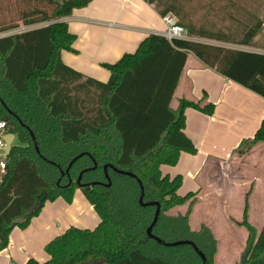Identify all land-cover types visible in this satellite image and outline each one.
Returning <instances> with one entry per match:
<instances>
[{"label": "trees", "instance_id": "16d2710c", "mask_svg": "<svg viewBox=\"0 0 264 264\" xmlns=\"http://www.w3.org/2000/svg\"><path fill=\"white\" fill-rule=\"evenodd\" d=\"M20 1L25 4L18 9L23 25L46 23L0 36V120L17 139L0 157L5 163V172L0 171V250L10 231L27 227L45 201L63 197L69 202L80 189L99 216L98 224L93 229L69 226L44 246L49 259L30 258L25 264H201L191 245L164 246L148 237L156 205L142 206L137 179L115 172L111 164L136 175L143 201L159 202L154 236L167 242L191 240L206 264H216L217 239L210 227H190L195 193L179 194L181 175L170 177L161 170V165H174L181 151L197 150L184 131L185 109L211 115L215 105L206 92L199 99L183 96L176 107L172 100L190 53L264 97V53L151 33L135 52L103 63L110 76L102 82L65 65L60 55L72 50L75 39L63 18L89 0ZM147 1L161 16L173 14L190 37L264 49V10L249 11L241 0H220L217 9L207 3L201 8L194 0ZM213 17L221 22L230 18L233 25H219ZM16 27L0 24V32ZM262 141L264 119L234 152L245 154ZM86 168L91 169L82 173L79 185L77 177ZM108 181L109 186L88 185ZM183 205L184 212L171 213ZM248 208L246 196L237 222L248 229L246 247L235 264H264V222L256 233L247 221Z\"/></svg>", "mask_w": 264, "mask_h": 264}, {"label": "crops", "instance_id": "0c3cea01", "mask_svg": "<svg viewBox=\"0 0 264 264\" xmlns=\"http://www.w3.org/2000/svg\"><path fill=\"white\" fill-rule=\"evenodd\" d=\"M205 1L214 4L220 0ZM220 5H213L210 9H217ZM213 19L219 21L218 18ZM63 20L75 39L72 50L61 51L62 62L102 82H106L110 76V70L103 63H114L125 53L135 52L145 37L151 33L162 34L166 26L161 15L147 0H89L86 6L74 8ZM217 23L222 26L233 25L230 18ZM262 26L264 29V20ZM191 38L229 44L196 36ZM241 47L264 53L262 48ZM204 92L207 100L215 105L211 115L190 107L185 109L184 131L195 144L196 152L181 151L174 165H161L162 172L170 177L180 174L182 182L177 192L181 195L194 192L195 197L202 201L204 181L210 180L208 175L211 167H216L219 180L225 184L229 181V185H233L232 167L238 166V173L243 179L239 184L240 189L251 181L250 188L244 193L245 198L261 194L264 189V141L242 155L234 150L242 139L253 136L264 119V97L204 66L190 53L172 106L176 107L178 99L183 96L199 99ZM5 134L7 132L4 130ZM16 141L14 137L13 143ZM253 179L257 181L253 182ZM99 220L80 189L75 190L69 202L63 197L47 200L27 227L22 229L16 226L10 231L7 245L0 250V264H25L30 258L44 262L49 259L44 246L55 236L71 225L93 229Z\"/></svg>", "mask_w": 264, "mask_h": 264}, {"label": "rangeland", "instance_id": "374dc122", "mask_svg": "<svg viewBox=\"0 0 264 264\" xmlns=\"http://www.w3.org/2000/svg\"><path fill=\"white\" fill-rule=\"evenodd\" d=\"M241 2L249 11H255L256 13L261 14L264 10V0H241ZM206 3L205 0H194V4L199 7L202 5L205 6ZM221 3L222 2L220 1H216L214 4L207 3V8H211L213 5L218 7ZM237 3L239 2L237 1ZM23 7H25V4L20 0H0V24H18V27L14 29L0 32V36L24 31L46 23L43 22L30 26L23 25L18 18V9ZM186 10L190 17L192 13L191 8H187ZM223 45L238 49L243 48L239 45ZM237 168L238 166L232 167L231 172L234 176L231 184L233 185H229V181L225 184L223 181L219 180L216 167H211L208 175L210 180L208 178L209 181L205 179V186L203 187L201 194L204 199L199 201V198L195 197L197 204L195 202L191 209L192 213L189 220L191 229L196 230L200 223H204L210 227L215 238L218 240L217 251L215 254L216 264L238 263L241 254L246 247L245 242L248 229L237 222L242 219V211L245 203L244 193L250 188L251 181H248L245 188L240 189L239 184L240 182H243V179L238 173ZM256 181L257 180L253 179V182ZM228 191H231V193H228ZM247 201L249 206L247 221L257 233L264 222V189L261 194L248 196ZM185 209L186 206H182L180 209L174 208L171 210V213H175L177 210L184 212Z\"/></svg>", "mask_w": 264, "mask_h": 264}, {"label": "water", "instance_id": "95a60500", "mask_svg": "<svg viewBox=\"0 0 264 264\" xmlns=\"http://www.w3.org/2000/svg\"><path fill=\"white\" fill-rule=\"evenodd\" d=\"M14 137H15V135L12 134V133H7V134L3 135V139L5 141V145L2 148V152L0 153V157L5 158L8 155V153H9V151L11 149V146H12V143H13V140H14ZM83 154H84V152H82V153L78 154L77 156H75L74 158H72V160L69 162V164H68V166L66 168V171L69 169V167L71 166V164L78 157L82 156ZM107 166H108V164H106V165L103 166L106 177H107V173H106ZM109 166L115 172H118V173H121V174H125V175L131 176V177H135L137 179V181L139 183V186H140V190H141V194L139 196V203L142 206H145V205H156V209H155V212H154V216H153L152 222L150 223V225L148 226V228L146 230V233H147L148 237L155 239L157 243H159L161 245H164V246H177V245H182V244L191 245L193 247V249L200 256V258L202 260V263L201 264H206V257L204 255V253L194 244L193 241L188 240V239H181V240L167 242V241H165V240H163V239H161V238L153 235L152 228L155 225V223H156V221L158 219L159 212H160V204H159V202H157V201H143V185H142L141 181L136 177V175H134L132 172L118 169V168L114 167L111 164H109ZM95 167H96V164L94 163V165L91 168H95ZM91 168H86V169L82 170L79 173V176L77 177V180H76L77 184L82 185L80 183V179H81L82 173L85 170H88V169H91ZM100 183L101 184H104L106 186H109L110 185V182L109 181L107 183H103V182H91L88 185L91 186V185L100 184Z\"/></svg>", "mask_w": 264, "mask_h": 264}, {"label": "built area", "instance_id": "2783aa9c", "mask_svg": "<svg viewBox=\"0 0 264 264\" xmlns=\"http://www.w3.org/2000/svg\"><path fill=\"white\" fill-rule=\"evenodd\" d=\"M161 17L166 25L165 29L162 32V35L167 39H191L187 32V29L177 23L176 18L173 14L168 13ZM5 126V122L0 120V153L2 152V148L5 145V141L3 139ZM0 171L3 173L5 172V163L3 160H0Z\"/></svg>", "mask_w": 264, "mask_h": 264}]
</instances>
